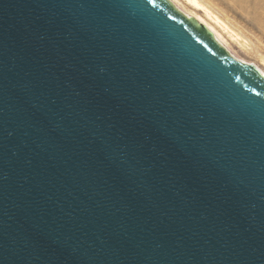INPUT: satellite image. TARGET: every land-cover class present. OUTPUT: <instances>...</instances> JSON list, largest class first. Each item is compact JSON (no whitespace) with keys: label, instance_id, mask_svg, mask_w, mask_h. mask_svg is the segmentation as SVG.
Wrapping results in <instances>:
<instances>
[{"label":"water","instance_id":"obj_1","mask_svg":"<svg viewBox=\"0 0 264 264\" xmlns=\"http://www.w3.org/2000/svg\"><path fill=\"white\" fill-rule=\"evenodd\" d=\"M0 264H264V76L169 0H0Z\"/></svg>","mask_w":264,"mask_h":264},{"label":"rangeland","instance_id":"obj_2","mask_svg":"<svg viewBox=\"0 0 264 264\" xmlns=\"http://www.w3.org/2000/svg\"><path fill=\"white\" fill-rule=\"evenodd\" d=\"M185 16L202 17L213 24L203 8H195L185 0H173ZM200 4L217 17L221 26L216 30L224 37L231 56L239 61L254 65L264 76V0H198ZM189 13V14H188ZM228 32L239 35V42L232 40ZM226 33V34H225ZM262 70V71H261Z\"/></svg>","mask_w":264,"mask_h":264},{"label":"bare ground","instance_id":"obj_3","mask_svg":"<svg viewBox=\"0 0 264 264\" xmlns=\"http://www.w3.org/2000/svg\"><path fill=\"white\" fill-rule=\"evenodd\" d=\"M169 1H171V3L175 6V8L183 14L182 10L180 9V6H178L175 1H173V0H169ZM185 2H187L188 4L194 6L195 8L196 7L197 8H203L204 9L205 16L209 20H211L213 22V24H216L218 26H221L224 30H227L226 28H224V26H222L220 20L217 17H214L213 14L209 10H207L206 8H204L202 6V4H200V2L198 0H185ZM186 17L190 18L189 16H186ZM194 19H196V21L198 23H200L201 25H204L208 29V31H210V33H212V35L214 36L215 40L219 43V45H221L224 49H226V51L229 54H231V51L228 49V46H226L227 44L225 43L226 41L224 40V37L216 30V28H215L216 25L214 27L212 24L208 23L202 17H199V16H194ZM228 34H229V37L232 40H234L236 42H239V37H240L239 35L233 34V32L232 33L231 32H228ZM241 62L245 63V61H241Z\"/></svg>","mask_w":264,"mask_h":264},{"label":"snow or ice","instance_id":"obj_4","mask_svg":"<svg viewBox=\"0 0 264 264\" xmlns=\"http://www.w3.org/2000/svg\"><path fill=\"white\" fill-rule=\"evenodd\" d=\"M149 3H153V0H149ZM257 95H259V93Z\"/></svg>","mask_w":264,"mask_h":264}]
</instances>
